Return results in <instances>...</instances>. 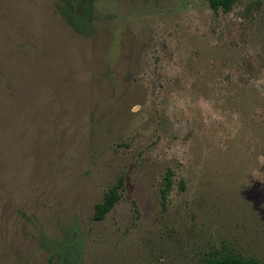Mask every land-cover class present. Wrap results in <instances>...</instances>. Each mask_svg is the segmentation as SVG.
Instances as JSON below:
<instances>
[{"label":"rangeland","instance_id":"1","mask_svg":"<svg viewBox=\"0 0 264 264\" xmlns=\"http://www.w3.org/2000/svg\"><path fill=\"white\" fill-rule=\"evenodd\" d=\"M57 2L0 0V264L264 263V0Z\"/></svg>","mask_w":264,"mask_h":264},{"label":"trees","instance_id":"2","mask_svg":"<svg viewBox=\"0 0 264 264\" xmlns=\"http://www.w3.org/2000/svg\"><path fill=\"white\" fill-rule=\"evenodd\" d=\"M89 2V9L93 7V0H58L56 7H59V11H62L64 16L63 18L67 19L71 29L79 36L83 38L92 37L94 30H89L87 26L84 25V22L79 21L76 16H73L71 12L75 8L74 4L79 6H84L83 10L88 11V6L85 2ZM60 2L70 3V10L67 9L68 5L65 7L60 6ZM238 0H209L210 8L217 12L222 10L224 13H229L233 10L234 6ZM74 7V8H73ZM79 17V16H78ZM90 26V25H88ZM166 187L162 190V196L164 201L168 198V194L172 188L173 180L172 173L170 172L166 176ZM125 187V181L121 177L114 184L108 192L104 195V198L101 203L95 206L94 220L97 222L103 221L106 216L115 208V206L120 202L122 197V191ZM202 264H264L263 262L256 259H244L242 257L236 256L234 253H224L219 254L215 253L213 255L207 256L203 259Z\"/></svg>","mask_w":264,"mask_h":264},{"label":"clouds","instance_id":"3","mask_svg":"<svg viewBox=\"0 0 264 264\" xmlns=\"http://www.w3.org/2000/svg\"><path fill=\"white\" fill-rule=\"evenodd\" d=\"M258 161H259L261 164H264V156H260V157H258Z\"/></svg>","mask_w":264,"mask_h":264}]
</instances>
